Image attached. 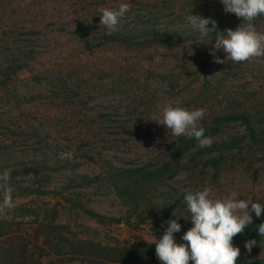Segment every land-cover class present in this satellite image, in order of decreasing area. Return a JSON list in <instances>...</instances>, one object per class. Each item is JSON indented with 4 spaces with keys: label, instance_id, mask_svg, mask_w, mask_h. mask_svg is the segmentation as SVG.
Wrapping results in <instances>:
<instances>
[{
    "label": "rangeland",
    "instance_id": "374dc122",
    "mask_svg": "<svg viewBox=\"0 0 264 264\" xmlns=\"http://www.w3.org/2000/svg\"><path fill=\"white\" fill-rule=\"evenodd\" d=\"M121 3L129 4L120 20L127 24L149 12L158 25L180 20L190 29L185 17L191 13L228 23L235 16L220 0H0V160L6 166L27 164L31 176L19 187L46 192L27 196L8 183L9 208L0 188V221L11 228L0 246L9 250L13 244L19 261L24 253L35 264H80L62 239L123 246L162 237L168 223L98 224L81 206L108 218L128 216V208L103 182L98 189H80L70 180L103 177L110 167L168 161L178 137L150 120L166 104L205 109L199 126L229 113L264 117V57L215 63L211 44L195 45L199 36L173 47L108 43L100 9ZM255 27L264 33V21ZM216 55L223 60L226 54ZM10 65L26 67L6 80L2 72ZM244 134V127L233 125L212 144ZM61 153H71V159H61ZM220 159L217 171L204 166L205 156L195 162L187 157L162 190L182 195L207 187L212 198L235 191L239 199L264 203V152L245 143ZM187 215L188 209L177 221V243H186L182 236L193 226ZM244 245H236L238 259L264 260V242L251 252Z\"/></svg>",
    "mask_w": 264,
    "mask_h": 264
},
{
    "label": "trees",
    "instance_id": "16d2710c",
    "mask_svg": "<svg viewBox=\"0 0 264 264\" xmlns=\"http://www.w3.org/2000/svg\"><path fill=\"white\" fill-rule=\"evenodd\" d=\"M151 15L152 13L150 12L149 15L138 13L133 24L120 22L116 31H109L105 28L102 32V39L108 43L124 45L126 47H173L193 39L194 36L200 35L194 29L180 25L182 23L180 20H170L171 23L165 22L162 25H158L155 18ZM204 17H209V15ZM215 21L218 25V31H224L228 28L235 30L242 23V18H238L235 15L229 20V23L227 20L224 22L222 19ZM262 21H264V16H258L253 23L256 26ZM208 27H211V24ZM92 28H99V26ZM215 34V32L212 33L213 36ZM204 63L207 65L208 61ZM23 67L26 66L17 65V68H15V66L10 65L2 73H4L3 75L8 80L11 75L23 69ZM6 80L3 82V85L7 83ZM233 125L244 127V136H231L227 140H220L217 143L211 144L210 147H200L195 138L188 139L181 136L178 137L177 142L172 148L169 160L166 162L158 164L149 163L131 168L110 167L103 177L77 176L76 180L70 181L73 182L72 185L80 189H98L100 188V183L103 182L121 201L122 205L128 208V216L108 218L87 210L82 206L81 209L100 225L126 224L127 226L136 228L138 225L146 224L148 220H151L155 225H164L171 219L178 221L179 217L187 210L184 194L175 195L170 191L162 189L167 186L168 181L178 174L187 157H190L191 161L195 162L197 159L205 156L207 160L204 166L219 171L223 163L220 157L225 152L242 149L245 143H250L257 151L264 152V117L256 118L246 111L229 113L217 116L200 127L205 129L204 135L206 137L214 139L219 138L226 129ZM214 154L217 155L213 156ZM0 157L3 158L4 155ZM2 161L0 160V176L5 171L9 173V180L6 185L13 183L21 192H26L23 195L27 196L46 194V192L32 187H19L20 181L23 178L31 176V168L27 164L21 163L19 166H6ZM76 169V166H74L72 172H75ZM156 199L160 200V204L154 202ZM173 212L176 216L173 215ZM133 218L136 219L135 224L132 222ZM261 223H264V213L259 218L253 217V223L248 225L242 234H238L233 238V245L243 244L250 239H255L257 243L264 242V238H261L256 232L258 225ZM8 224L7 222L0 221V240L11 230ZM61 229H66V226L61 227ZM61 242L65 244L70 255L77 257L80 264H161L156 258L154 243L141 242L133 245L107 246L76 238L75 240L62 239ZM12 249H15L13 244H11L9 250L0 246V264H35V261H27L26 257L24 258V253L19 261L15 258V250L11 251ZM189 264H192V262L190 261ZM237 264H264V260L237 259Z\"/></svg>",
    "mask_w": 264,
    "mask_h": 264
},
{
    "label": "clouds",
    "instance_id": "9594fccd",
    "mask_svg": "<svg viewBox=\"0 0 264 264\" xmlns=\"http://www.w3.org/2000/svg\"><path fill=\"white\" fill-rule=\"evenodd\" d=\"M226 13L242 18L235 30L228 28L218 31V25L211 17L190 14L185 17L192 29L197 31L199 39L195 45H212L210 54L215 63L246 62L253 58L264 57V33L256 30L253 21L264 16V0H220ZM129 11V4L121 3L118 8L100 9V24L109 31H116L120 20ZM211 24V27L208 25ZM216 33L215 36L212 33ZM211 37V39H208ZM222 50L226 55L222 60L216 55ZM206 115V110H189L181 106L166 104L159 118L152 121L165 126L175 137L195 138L200 147H210L212 139L204 135L205 129L199 122ZM61 159H71V153H61ZM9 173L0 176V188H5L4 206H12L10 192L6 189ZM212 190H188L184 194L192 227L182 236L186 243H177L174 233L181 230L176 219L169 220L161 238H155V254L161 264H237L239 247L233 245V238L242 234L253 223L251 213L259 218L264 213V203L251 199H239V194L231 192L227 198H212ZM173 215L176 216L173 212ZM257 234L264 238V223L258 225ZM261 242V241H260ZM257 245L255 239L245 242V249L251 252Z\"/></svg>",
    "mask_w": 264,
    "mask_h": 264
}]
</instances>
